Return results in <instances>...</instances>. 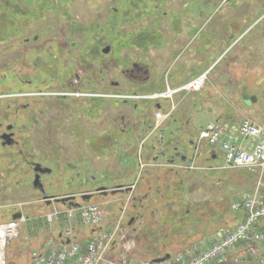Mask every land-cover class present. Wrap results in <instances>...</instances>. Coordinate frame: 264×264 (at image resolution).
<instances>
[{
    "label": "flooded vegetation",
    "instance_id": "flooded-vegetation-1",
    "mask_svg": "<svg viewBox=\"0 0 264 264\" xmlns=\"http://www.w3.org/2000/svg\"><path fill=\"white\" fill-rule=\"evenodd\" d=\"M2 1L0 217H6L13 204H21V209L23 203L66 208L91 201L103 203L102 199L110 195L125 194L121 191L119 164L112 161L102 166L99 156L91 154L101 151L108 132L124 135L127 140L151 136L157 141V148L153 143L151 148L161 153L171 151L169 157L174 163L194 161L198 154L196 130L189 127L190 117L180 107H175L168 118L175 123L174 130H168L174 134L173 139L166 140V128L155 126L154 112L166 104L165 100L149 98V92L164 87L165 74L154 76L145 44H162L154 33L161 36L164 30L159 27L163 23L170 30L180 24L182 17L191 24L197 22L202 0H124L123 10L118 7L123 0H116L117 5L109 8L115 21L114 25L109 20V29L106 20L100 19L101 6L94 8L99 18L83 20L70 14L72 0H49L45 11H51L53 19H43L44 15L15 19L12 12L25 17L28 8L43 5L39 1L36 6ZM168 1L175 2L179 9L162 10ZM189 6L192 11L180 18L179 10ZM130 12V19L125 21L148 18V23L130 30L129 43L136 47L135 56L121 60L115 72L119 80H107L106 57L117 47L111 49L108 43L114 44L122 37L117 27ZM176 39L180 41L173 37ZM140 50L147 54L140 55ZM117 101H124L125 106H113ZM127 169L130 171V167ZM186 171L193 173L192 168ZM124 182L131 185L130 181ZM132 191L125 194L130 202ZM138 214H129L127 225L137 222ZM138 231L132 225V232L138 235ZM157 232L147 235L158 238Z\"/></svg>",
    "mask_w": 264,
    "mask_h": 264
},
{
    "label": "rangeland",
    "instance_id": "rangeland-1",
    "mask_svg": "<svg viewBox=\"0 0 264 264\" xmlns=\"http://www.w3.org/2000/svg\"><path fill=\"white\" fill-rule=\"evenodd\" d=\"M37 1L43 5V8H28L30 11L25 17L12 12L15 15V19H33L37 16L40 18L43 15V19H53L52 12L49 10L45 11V6L50 4L49 0H9L10 4L18 3L25 6H36L39 3ZM113 1L114 3H112ZM174 3L171 1L165 2L162 5V10H178L179 7ZM202 3L198 8L197 22L191 24L187 20L188 18H181V16L188 15L187 13H190L193 9L192 6L183 8L178 12L182 20L177 27L169 30L165 27L167 24L163 23L159 27L161 31L164 30L161 36L156 32L154 33L155 37L159 38V42H162V44L156 46L153 43L145 44V50L149 53V60L152 61V66H154L152 67L154 76L157 77L163 73L165 74L164 87L160 90L149 92V94L162 93L172 85L182 84L186 80H189L191 76L207 70L205 84L199 91L187 94L178 92L175 96H173L174 94L172 95L171 100H174L175 103L189 94L197 97L198 104L190 108L192 109L191 113H193L189 122L191 129L196 130L197 133L200 126L206 120H211V118H217L216 121L218 122H221L223 118H230L234 122H238L243 117H250L262 122V116H264V50L262 54L260 52L257 53L255 45L264 40V0H202ZM116 5V0H72L69 11L76 19H93L95 16L99 18V16L95 15L94 8L101 6L99 9L102 12L100 19L106 20L109 29V20L112 19L111 24L115 25L109 8ZM118 7L122 10L125 9V1L123 0L121 5L119 3ZM131 10L133 11V9ZM3 12L4 5L3 1L0 0V20L4 18ZM132 13H128L129 15L123 17V20L130 19ZM147 23L148 18H141L138 21H125L122 22V25H118L117 28L122 32V37L115 39L114 44L108 43L111 49L114 45L117 47H115L114 51H112L114 48L110 50L106 57L108 67L107 80L120 79L115 74L117 66L121 64V60L125 59L126 56H135L136 47L129 43L130 30H135L137 27L144 26ZM169 37H172L171 40H173V37H177L180 41H177L178 39L171 41L167 39ZM247 48L252 50L246 53ZM251 52L254 54H251ZM147 53H143V50L139 51L140 55H146ZM121 82L126 85L128 84L127 81ZM160 98L154 97L152 99L155 101L160 100ZM249 98L252 99L251 102H248ZM161 101L163 102L164 100ZM110 103L111 101L107 103L108 108L110 107ZM124 104V101H117L113 106L124 107ZM165 104L166 108L164 107L162 111L168 110L169 104L167 105L166 101ZM176 104L178 105V102ZM174 111L175 108L171 114ZM194 114L195 116L193 117ZM221 117L223 118L221 119ZM170 121L165 118L161 124V126L166 128L164 136L166 140L173 139L172 137H174V134L168 131L174 130L175 123ZM184 137L187 138L188 135H184ZM143 139L144 137L141 139L129 137V140H127L124 135L115 136L108 132V138L101 151H91V154L99 156L102 160V166L112 164V161L120 163V166L124 168L123 171L120 170V172L122 171V181H130V183L135 181V192H139L144 189L143 184L145 183V174L139 175L141 168H143L140 158L143 157V151H154L151 148L152 143L157 148V141H153L151 136L145 140ZM133 146L135 148L131 151ZM213 146L217 148L216 145ZM199 151H203L202 146L199 148ZM74 152L76 153V151ZM218 152L221 153L220 150ZM203 154L199 153L196 157V162L203 161ZM207 155L212 154L208 152ZM209 158L213 160V158ZM219 161L220 157L218 160H215V163L217 164ZM127 167H130V171ZM218 171H206L194 183L188 181L185 185L188 193L187 200L182 204L179 203L178 207L180 210L178 208L174 209V202L179 199L178 196L181 197V188L179 179L176 181L177 177L172 178L170 190H162V197H157L156 193L161 189L154 187L152 189L154 193L149 194L150 197L147 200L146 215L151 214L150 210L155 207L154 205H157V202L172 200L171 204L167 205V209L172 212L165 209L160 217L165 225L169 226L171 224L173 226L169 229H173L174 233L175 231L186 234L191 233L184 237V240L188 241L193 239L197 241L202 231H207L206 233H209L207 237H211L215 231L223 227V219L227 218L228 221L226 223L228 225L233 224L231 217L234 212L231 211L230 204L233 200L239 199L253 190L257 182V174L252 170L247 171L244 169H219ZM128 172L129 174H127ZM102 200L106 204L102 203V201H91L101 206L103 210L104 220L101 228L105 230L112 229L120 221L118 233L122 232V244L125 247L127 246L124 255L126 254L129 258L139 261L151 260L153 257L164 254L165 251L163 249L158 251L148 250V252L140 251V249L144 248L145 245L148 246H146L147 248L149 246L152 247V249L162 246V239L159 240V238L147 234L148 232H159V230L164 231L167 226L162 224L156 226L155 220L151 219L147 221L146 219L142 221L144 226L141 227L137 225L140 222L137 220L132 225L139 229L137 232L139 235L134 234L132 232V225H127L129 214H134L130 199L125 194L117 193ZM54 209L63 212L66 208L62 207V205L46 208L40 203H23L22 212L28 221L20 225L18 235L7 244L5 251L6 264H30L31 252L38 249L45 239L52 235L53 227L55 226L53 225V221L58 223L60 230L66 227L64 213H60L53 221H49L48 214L52 213ZM13 211L14 208H11L6 213V217H10ZM120 215H122L121 220L118 219ZM53 216L56 215L53 214ZM211 218L212 220H210ZM147 223L151 224V228L147 226ZM160 223L162 222L160 221ZM210 226H212L211 229ZM177 227L178 229L175 230ZM71 228L74 231L76 239L87 238L89 235H92L91 228L81 225L76 217L71 221ZM195 231L197 232L194 233ZM165 243L168 245L170 242L166 241ZM167 245L164 246L169 248ZM171 246L176 248L175 244ZM251 259L256 261V257Z\"/></svg>",
    "mask_w": 264,
    "mask_h": 264
},
{
    "label": "built area",
    "instance_id": "built-area-1",
    "mask_svg": "<svg viewBox=\"0 0 264 264\" xmlns=\"http://www.w3.org/2000/svg\"><path fill=\"white\" fill-rule=\"evenodd\" d=\"M207 71H204L175 88H167L156 98H171L178 92H195L203 87ZM169 115L155 112V126ZM198 141L209 145L218 144L223 153L221 169H244L257 174L253 190L242 199L233 200L230 209L239 215V220L231 227L221 228L217 238L206 246L191 243L169 258L152 262L135 260L124 255L127 250L122 243V232L118 233L120 221L112 229H102L104 213L96 203H84L77 208L64 211L66 227L61 236H50L44 247L31 252L32 264H228L239 263L230 251L240 244H249L251 256L257 264H264V125L250 117H243L233 131H228L221 122H209L199 130ZM262 179V180H261ZM57 215V213H54ZM53 215L48 216L51 220ZM78 219L85 227L98 228L83 241L74 237L71 221ZM122 215L118 217L121 220ZM25 220L0 219V264H5V250L11 239L19 232V225ZM123 250V252H122Z\"/></svg>",
    "mask_w": 264,
    "mask_h": 264
},
{
    "label": "crops",
    "instance_id": "crops-1",
    "mask_svg": "<svg viewBox=\"0 0 264 264\" xmlns=\"http://www.w3.org/2000/svg\"><path fill=\"white\" fill-rule=\"evenodd\" d=\"M260 39H262V37H260ZM259 45H261V46L258 49ZM255 46L257 48V53L260 52L262 54V51L264 50V40L259 42V43H256ZM249 50L251 51L252 49H248L246 53H248ZM253 52H254V50H253ZM253 52H251V54ZM177 102H178V107L180 106V108L183 110V112L186 114V116L187 117L191 116L190 118H192L193 113H191L192 109H190V108H191V106L198 104L197 97L189 94L188 96L183 97L182 99H179ZM170 103H172V106L174 108L177 106V104L174 102V100H173V102H170ZM164 107H165V105L163 106V108ZM195 114L193 115V117L195 116ZM222 118L223 117H221V119ZM216 119L217 118H211V120H206V122L202 126H200V128L204 127L209 122L216 121ZM254 120H256V119H254ZM262 120L264 121V116H262ZM256 121L261 122L259 120H256ZM263 121L261 123L264 124ZM221 122L224 123V125L226 126L228 131L229 130L233 131L237 127V125L239 124V121L234 122V120L230 119V118L229 119L223 118V120ZM201 146L203 148V151H199V148ZM207 146L209 147V145L202 142L199 145H197V148H196V151H198L197 156L199 155L200 152L204 153L203 154L204 155L203 161L196 162L197 159L195 158L192 163L184 162V163H182L183 165H181L178 162L174 163L173 160H170L169 154L171 152L165 151V153H161V151H143V157L140 158V163L143 164V168H141L139 175H141L142 173L145 174V183L143 184L144 189L142 191L135 192V190H136V185H135L134 190L132 191L131 194H129V196L132 197L131 202H130L132 204V212L133 213H135V212L140 213V214H138V218H137V220L140 221L139 222L140 224L138 223L137 225H140L141 227H143L144 224L142 221H145L146 219H147V221H149L151 219L155 220L156 226L158 224L165 225L163 223L160 215L164 213L163 210L167 209V205L171 204L172 200L169 199L168 201H165V202L164 201L157 202V205H154L155 207L152 208V210H150L151 214L146 215V212H147L146 204L148 202L147 200L150 197L149 194L151 195V193H154V191L152 192V189L154 187H156V188L158 187L159 189H161V190H158L156 193H157V197H162V195H163L162 190H165V189L170 190V186L172 184V181H171L172 178L177 177L176 181H178V179H179L180 188H181V192H180L181 197L178 196L179 199L175 202L173 201L175 203L174 209L176 210L177 208L179 209V207H178L179 203L182 204L183 202H186V200H187L188 193H187L185 185L188 183V181H191L194 183V181H196V179L199 180L203 176V174L206 173V171H210V172L217 171V172H219L218 170L220 169L219 166L221 164V159H220L219 163H217V164L215 163V160L219 159V158H215V154H218L219 157H221L220 156L221 153L218 152V150H220L219 146L216 145L217 148H215V146L208 148ZM211 151H214L215 154L208 156L207 155L208 152L211 154ZM209 157L213 158V160H211ZM118 164H119V167H121L120 163H118ZM190 164H191V167H189V168H192L193 173H188L186 171L187 165H190ZM210 168H211V170H210ZM123 169H124L123 167L120 168V170H122V171H123ZM192 197H193V199H195L194 196H192ZM183 199H185V201H183ZM163 206H165V207H163ZM167 210H169V209H167ZM169 211L172 212L171 210H169ZM231 218H232L233 224L228 225L226 223L228 221L226 218V219H223V222H222L223 227L234 225L235 222L237 220H239L240 217L238 214L234 213ZM214 219L216 220L217 218H214ZM210 220H212V218ZM27 221L28 220L26 219V221H24L23 223H26ZM160 221L162 223H160ZM218 221H220V220H218ZM53 223H54L53 225H55V226L53 227V233L52 234L54 235V233H55V236H57L58 232L60 231V228H59L58 223L56 221H53ZM20 225H22V223ZM150 225H151L150 223L149 224L147 223V226H149V228H151ZM165 226H167V227H166V229H164V231L159 230V232H157L159 240L160 239L163 240L162 246H160V247L157 246V247H155V249H152V247L149 246V248H147L148 246L145 245V247L147 246L146 249L144 247V248L140 249V251H147L148 252V250L158 251L160 249H163L165 251L164 253H172V251L176 252V251L182 250L184 247L188 246V244H190L191 242L196 240V239H193L190 241L184 240V237L188 234H191V233L186 234V233H180L177 231H175V233H174L172 231L173 229H171V230L169 229V228L173 227L171 224L169 226L168 225H165ZM178 227H180V226H178ZM178 227L175 230H177ZM211 227L212 226H210V229H211ZM220 228H222V227H220ZM196 232L197 231H195L194 233H196ZM206 232L202 231L200 238H198V240L195 241L198 245L206 246L207 244L214 241L217 238V236L219 235V229L217 231H215L211 235V237H207L209 233H206ZM166 241H168L170 243L167 245V243H165ZM44 244H45V241L38 249H35V250H37V251L42 250L44 247ZM173 244L176 245V248L171 246ZM149 245L152 246L153 244H149ZM164 245L169 246V248L165 247ZM249 248H250L249 244H242V245L237 246L233 250H231L230 254L233 257H235V256L239 257L241 260L240 263H242V264H257L253 259H251V258H253V256H251L252 253H250ZM30 264H32V263L30 262Z\"/></svg>",
    "mask_w": 264,
    "mask_h": 264
},
{
    "label": "water",
    "instance_id": "water-1",
    "mask_svg": "<svg viewBox=\"0 0 264 264\" xmlns=\"http://www.w3.org/2000/svg\"><path fill=\"white\" fill-rule=\"evenodd\" d=\"M251 98L248 99V102H251ZM120 186H124V185H120ZM123 189L121 190L122 192L125 191V192H128L130 191V188L131 187H122ZM19 217V213H16V214H13L12 215V218H18ZM60 235V233H59ZM170 254H165L164 256L160 257V258H156L153 260V262H158L160 260H163V259H167L169 257Z\"/></svg>",
    "mask_w": 264,
    "mask_h": 264
},
{
    "label": "trees",
    "instance_id": "trees-1",
    "mask_svg": "<svg viewBox=\"0 0 264 264\" xmlns=\"http://www.w3.org/2000/svg\"><path fill=\"white\" fill-rule=\"evenodd\" d=\"M159 256V255H158Z\"/></svg>",
    "mask_w": 264,
    "mask_h": 264
}]
</instances>
